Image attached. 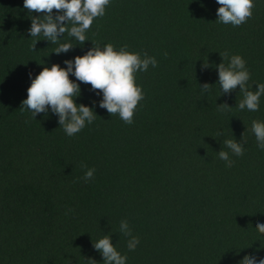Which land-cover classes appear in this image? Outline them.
I'll use <instances>...</instances> for the list:
<instances>
[{"label":"trees","instance_id":"obj_1","mask_svg":"<svg viewBox=\"0 0 264 264\" xmlns=\"http://www.w3.org/2000/svg\"><path fill=\"white\" fill-rule=\"evenodd\" d=\"M254 2L252 17L233 27L216 22V0H111L82 45L67 33L57 44L31 38L36 14L24 0H0V264H103L93 241L109 233L126 264L264 258V234L256 229L264 223V150L250 131L253 120L264 121V96L258 111L239 110L243 94L223 95L215 68L220 53L238 54L251 90L264 83V0ZM62 43L74 48L57 55ZM108 43L158 62L136 75L145 98L133 124L100 108L102 93L84 83L76 102L97 115L74 136L51 111L33 119L20 109L29 73L66 67L65 60ZM204 60L213 67L202 70ZM203 83L213 85L210 93ZM225 102L232 108L218 111ZM246 128L244 155L230 153L228 168L218 152ZM90 168L94 178L85 182ZM121 220L140 238L134 251Z\"/></svg>","mask_w":264,"mask_h":264},{"label":"clouds","instance_id":"obj_2","mask_svg":"<svg viewBox=\"0 0 264 264\" xmlns=\"http://www.w3.org/2000/svg\"><path fill=\"white\" fill-rule=\"evenodd\" d=\"M220 5L217 9L216 22L224 25L231 24L239 27L246 23L253 15L255 8L254 0H216ZM111 0H24L23 7L31 15V26L28 30L31 38L43 36L52 44H57L67 33L68 37L74 38L79 44L87 41L86 33L90 30L94 20L103 17ZM39 41V40H38ZM36 41L33 50L36 49ZM71 43H62L54 51L57 55L67 53L73 49ZM167 55V53H165ZM223 62L215 65L218 70V82L223 95H229L237 88L243 98L235 107L243 111L255 112L259 110L261 97L264 96V83L249 84L251 73L247 68L246 60L241 55H231L228 51L220 53ZM225 61H228L225 63ZM66 67L54 63L51 67L44 66L43 70L34 78L29 73L31 85L27 89V98L21 102L20 109L28 110L32 118L36 119L39 114L47 115L49 111L58 117V124L64 132L74 136L80 132L86 124H91L96 118L93 107L77 104V98L81 96V83L90 84L91 90L97 95L102 93L99 107L106 109L109 115H118L128 125L134 123V115L139 103L145 95L142 85L137 84L136 75L146 72L149 66L156 67L158 62L154 56L147 52H132L125 45L116 48L112 43L103 47L94 45L80 56L65 60ZM202 70L213 67L208 60H204ZM74 75L75 80L70 77ZM212 84H200L202 92L210 93ZM96 103L95 101L93 102ZM227 102L218 104V111L230 110ZM237 139H225L223 147L218 152L219 159L225 161V166L231 168L234 161L230 159V153L235 156L244 155V144L247 142L246 133ZM251 133L254 134L257 146L264 150V121L253 120ZM223 135L222 132L217 133ZM227 149V150H225ZM84 167H87L86 165ZM95 168L86 171L83 179L88 182L94 178ZM256 229L264 234V223L257 222ZM119 231L130 237L127 242L129 251H134L140 243L138 236H133L127 220H121ZM93 247L98 251L103 264H126L127 255L121 254L112 242V234H106L97 241H93ZM88 264H99L94 258H88ZM238 264H264V258L256 255H244Z\"/></svg>","mask_w":264,"mask_h":264}]
</instances>
